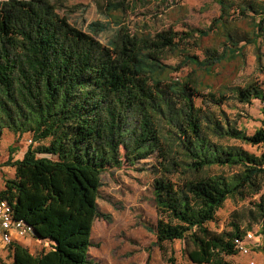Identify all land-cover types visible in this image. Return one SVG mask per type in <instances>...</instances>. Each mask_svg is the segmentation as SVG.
<instances>
[{
    "label": "trees",
    "instance_id": "1",
    "mask_svg": "<svg viewBox=\"0 0 264 264\" xmlns=\"http://www.w3.org/2000/svg\"><path fill=\"white\" fill-rule=\"evenodd\" d=\"M130 1L96 0L107 21L84 31L52 0H0V136L7 129L37 143L7 162L15 173L0 200L50 248L32 254L14 242L11 264H90L93 224L111 221L98 205L103 175L153 156L154 246L165 253L182 241L190 264H233L253 224L264 234V150L243 146L264 145V109L248 134L210 108L264 105V77L234 84L248 46L262 66L264 0H215L207 27L182 30L175 12L169 28L131 26ZM112 26L103 44L96 36ZM228 199L251 207L233 213L229 230L210 229Z\"/></svg>",
    "mask_w": 264,
    "mask_h": 264
},
{
    "label": "rangeland",
    "instance_id": "2",
    "mask_svg": "<svg viewBox=\"0 0 264 264\" xmlns=\"http://www.w3.org/2000/svg\"><path fill=\"white\" fill-rule=\"evenodd\" d=\"M52 1L62 15H66L73 25L84 31H88V25L92 22L107 21L100 13L96 0ZM99 1L105 2V0ZM171 3L172 1L162 3L161 0H131L127 11L128 22L131 26L146 23L155 29H165L175 24V18H173L175 12V15L185 18L183 23L176 27L177 30H182L183 24L205 28L213 18L219 15V6L215 0H179V4L185 5L187 9L185 13L180 14L176 11L178 5H171ZM113 34L112 26L96 37L103 44H108ZM188 71L189 69L185 68L182 73ZM251 77L260 79L264 77V59L262 66L259 67L254 46L247 47L246 65L234 84L243 86ZM201 103V99L197 100L198 105ZM210 108L218 113L223 110L230 120L236 121L237 125L245 129L248 134H253L261 126L263 118L261 111L264 105L258 100L244 105L235 99H230L220 108L214 105ZM229 143L240 144L235 141H229ZM36 146L37 143L32 141L31 134L19 136L7 129L3 130L0 136V190L4 189L6 179L14 177L15 169L7 166L9 159L12 158L14 161L22 159L30 147ZM243 146L256 154L264 150V145ZM155 162L156 159L153 156L133 166L126 164L121 169H114L103 175L98 205L103 214L111 215V221L99 218L93 224L91 235L93 247L89 251L90 264H168L169 257H174L177 264H190L184 252L186 247L184 242H167L164 253L158 246H154L156 237L148 230V226L155 228L158 221L157 210L153 203L154 175L152 171ZM255 199H258V196ZM246 207H251L250 200L239 202L228 199L218 210L217 220L209 223V228L217 232L229 230L234 219L233 213L242 212ZM252 226L249 232L261 234L259 231L261 225L253 224ZM261 238L264 239V237ZM44 245L45 243L39 245L40 250H34V253L50 249L47 244L46 248ZM239 255L241 253L228 259L234 264L235 258Z\"/></svg>",
    "mask_w": 264,
    "mask_h": 264
},
{
    "label": "built area",
    "instance_id": "3",
    "mask_svg": "<svg viewBox=\"0 0 264 264\" xmlns=\"http://www.w3.org/2000/svg\"><path fill=\"white\" fill-rule=\"evenodd\" d=\"M33 227L23 220L14 218L12 207L5 200H0V242L9 247L16 239H34ZM254 233L249 232L243 241H238L239 253L249 255L251 250L247 247L246 242L254 239ZM250 264H255L251 261Z\"/></svg>",
    "mask_w": 264,
    "mask_h": 264
},
{
    "label": "crops",
    "instance_id": "4",
    "mask_svg": "<svg viewBox=\"0 0 264 264\" xmlns=\"http://www.w3.org/2000/svg\"><path fill=\"white\" fill-rule=\"evenodd\" d=\"M259 231H261V228L259 227ZM254 233V239L251 241H247L246 245L251 250L249 255H239L235 258L234 264H250L251 261H254L255 264L264 263V239L261 237H264L262 234H258L259 232H253ZM14 242L20 243L23 246L27 247L29 251L32 254L34 253V250L36 251L39 249V245L42 243H45L40 240L28 238V239H16ZM39 244V245H38ZM46 244L44 245V248H46ZM10 247V246H9ZM4 246L0 242V257L4 260L6 264H11L13 262V258L11 256L10 248ZM40 250V249H39ZM242 257H245L246 259H243ZM8 259V260H7Z\"/></svg>",
    "mask_w": 264,
    "mask_h": 264
}]
</instances>
